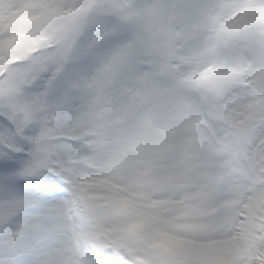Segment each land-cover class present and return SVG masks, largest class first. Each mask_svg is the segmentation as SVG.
Returning a JSON list of instances; mask_svg holds the SVG:
<instances>
[{"label":"snow or ice","instance_id":"snow-or-ice-1","mask_svg":"<svg viewBox=\"0 0 264 264\" xmlns=\"http://www.w3.org/2000/svg\"><path fill=\"white\" fill-rule=\"evenodd\" d=\"M0 264H264V0H0Z\"/></svg>","mask_w":264,"mask_h":264}]
</instances>
